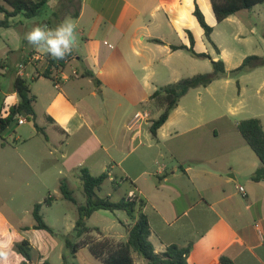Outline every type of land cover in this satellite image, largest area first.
I'll return each mask as SVG.
<instances>
[{
	"label": "crops",
	"instance_id": "crops-1",
	"mask_svg": "<svg viewBox=\"0 0 264 264\" xmlns=\"http://www.w3.org/2000/svg\"><path fill=\"white\" fill-rule=\"evenodd\" d=\"M62 1L52 13L53 28L66 15L71 16L77 25V46L64 67L50 70L51 78L42 76L46 62H29L33 54L47 53L24 39L31 27L50 21L18 16L14 22L19 24L0 28V118L7 117L9 108L17 104L13 83L23 77L30 81L31 94L36 97L35 123L43 131L38 132L34 124L29 127L23 116L24 123L14 121L15 143L24 148L36 142L19 160L31 170L32 157L40 163L50 162L58 175H63L57 178L58 183L68 178L78 180V170L85 168L95 176L106 172L109 177L103 184L117 189L126 184L121 198L133 195L141 201L137 210L147 217L149 241L157 254L176 245L190 247L189 264H220L221 256L234 264H264V181H252L260 163L237 130V123L249 118L259 119L264 128V94L260 93L264 81L245 98L259 70L236 78L235 102L225 101V93L221 102L218 96L210 95L216 80L205 88L193 89L196 100L183 104L190 90L156 135L149 131L150 95L182 79L179 65L170 58L184 50L173 51L170 46L189 47V31L194 51L208 54L211 43L193 15L195 2L212 27L210 40L215 46L212 38L216 27L232 20L237 31L234 38L241 37L250 24L249 11L217 23L209 0H77L73 11L65 9ZM251 10L264 21V2ZM251 31L264 45L253 26ZM216 48L213 59L222 56L223 50ZM67 68L71 72H66ZM86 72L95 76L98 85L85 76ZM153 109L159 115L160 111ZM138 111H147L149 120L135 121L133 115ZM105 196L112 199L110 194ZM136 218L134 214L131 222L125 219L124 232L93 228L97 230L89 235L96 233L97 240L125 241ZM16 223L0 211V253L4 254L0 264L24 261L14 250L17 240L9 237L11 232L33 249L16 230ZM33 225L23 230L34 232ZM75 256H68L64 263L61 255V264L73 262ZM44 263L50 264L33 258L30 262Z\"/></svg>",
	"mask_w": 264,
	"mask_h": 264
},
{
	"label": "trees",
	"instance_id": "trees-1",
	"mask_svg": "<svg viewBox=\"0 0 264 264\" xmlns=\"http://www.w3.org/2000/svg\"><path fill=\"white\" fill-rule=\"evenodd\" d=\"M48 0H0V13L3 18L0 19V28H10L19 24L14 22L18 16L21 19H33L38 17L47 6ZM212 12L217 23L223 22L228 17L237 14L243 10H250L253 7L260 5L264 0H209ZM193 15L204 32V36L211 43L216 53L218 49L211 42L210 35L212 27L209 26L204 16L195 2ZM190 46L178 45L170 46L171 50H184L194 57L209 58L205 53H196L193 49L194 39L188 31ZM159 43V40H154ZM48 55V54H47ZM73 56L71 53L66 59L54 60L51 57L47 59V69L42 74L43 77L51 78V69H59L65 66L66 62ZM210 59V58H209ZM212 72L199 73L190 77L182 78L174 83L159 87L149 97L148 103L153 108L160 111L158 117L151 121L149 128L152 136L156 135L157 130L166 122L170 113L178 106L180 99L185 96L190 90L205 88L216 80H220L230 75L236 79L241 74L247 73L258 67L264 66V56H248L243 59L241 64L233 70L227 72L225 64L221 59H210ZM86 77L92 79L94 84L98 85L99 81L91 72L85 73ZM13 90L18 96L17 104L9 108L7 117L0 118V133L6 130L12 122L18 117L23 116L28 121H33L34 128L43 133L42 129L35 123L34 103L36 97L31 94L30 81L23 77H17L13 83ZM237 130L245 140L247 145L255 153L259 160V167L251 175L252 181H264V128L261 121L257 118H249L240 120L237 123ZM106 172L97 176L92 175L87 169L78 170V180L82 185L84 203L77 204L73 195V191L69 189L65 180L60 181L59 190L62 198L74 204L77 208V219L74 224L73 231L75 238L80 240L83 236L89 235L90 232L97 229H91L86 226V221L94 212L105 210L111 213L123 211L128 217L133 219V215L137 214L134 223L130 225L127 238L125 241L114 242L109 239L97 241H65V246L68 250L67 255H62V260L65 263L68 256L74 257L79 249L88 247L94 258L102 264H136L133 254H136L143 261L142 264H189L187 261L190 247L181 248L176 245L168 246L163 253L157 254L154 252L153 246L149 241L150 227L145 214L140 213L137 208L141 205V201L131 195L122 197L118 201H112L110 196L100 197L97 191L100 190L103 183L108 179ZM52 197H48L45 201L50 205ZM41 204H35L32 210V218L34 220L33 229L52 232V229L44 222L43 216L40 213ZM14 250L20 254L24 261L22 264H30L32 247L28 241L23 240L15 243ZM220 264H234L230 259L221 256ZM47 264V263H44Z\"/></svg>",
	"mask_w": 264,
	"mask_h": 264
},
{
	"label": "rangeland",
	"instance_id": "rangeland-1",
	"mask_svg": "<svg viewBox=\"0 0 264 264\" xmlns=\"http://www.w3.org/2000/svg\"><path fill=\"white\" fill-rule=\"evenodd\" d=\"M62 0H49V4L45 7L44 11L38 16L40 21L47 20L50 24L47 26L53 28L55 26V19L52 13ZM63 0L62 4L65 9L75 10L77 6V0ZM56 6V7H55ZM254 8V7H253ZM252 8V9H253ZM250 13V19L246 29L242 31V36L234 38V34L237 32L232 20L226 21L216 27L213 34V42L216 46H220L223 50L222 56L217 59V53L212 45H207L208 56L212 60L221 59L224 61L226 71L229 72L238 67L244 58L252 55L264 56V45L260 42L259 37L251 31L253 26L259 36L264 39V21L258 19L256 11L246 10ZM73 18L69 15L65 16V19ZM238 18V17H236ZM235 18V19H236ZM43 19V20H42ZM235 21V20H234ZM80 41V40H79ZM154 47V46H152ZM157 50H155L156 52ZM209 58L194 57L189 53L182 51L180 54H176L170 60L180 67L181 78H186L199 73L212 72V66ZM45 62V61H44ZM70 68L66 69V72H71ZM258 71L255 79H252V83L248 85L245 94L247 99L248 95H252L259 87L258 82L264 81V66L255 68ZM262 72L263 75L260 74ZM232 79L230 75L223 78V80L217 81L213 84V90L210 95L218 96L222 98L225 93V101L229 102L232 99H237L236 79ZM241 85H245V80H242ZM202 91L200 90L199 93ZM204 93V92H203ZM261 94H264V84L260 90ZM196 90H193L187 98L183 101V104L191 103L196 100ZM208 97V96H205ZM223 101L220 100V102ZM155 109L152 108L151 115L152 120L156 119L158 115L155 113ZM246 115H241V118H245ZM33 122L29 121V127H32ZM17 123L12 122L10 126L0 133V211L8 215L9 220L12 222L16 220V230L24 235L29 240L33 249L31 251V258L39 259L41 262L47 261L50 264H61V255H67L68 250L65 246V241L68 239L71 242L77 241H97L96 233L92 235L83 236L80 240L75 238V232L73 231L74 223L77 219V208L71 202L62 198L59 190L57 178L63 175H58L55 167L50 162L31 158L32 170L24 165L19 156L25 152L33 150V146L36 142H32L29 147H21L20 143H15L14 129H16ZM43 139V138H42ZM44 143L43 140H41ZM3 145L1 146V144ZM49 158V155L47 157ZM66 183L70 190L73 191V195L77 201V204L84 203V196L82 192V185L76 179H67ZM125 185H122L120 189L111 187L110 184H103L99 191L98 196L105 197L106 194L112 196V201H118L124 191ZM52 197V202L47 205L45 201L48 197ZM35 204H41L40 213L43 216L44 222L52 229V232H46L44 230H35L34 232L25 231L23 227L33 223L32 210ZM125 219L131 222L133 219L128 217L123 211H116L111 213L109 211L100 210L92 214V216L86 221V226L93 229L98 228L101 231H121L124 232L126 224ZM122 222V224L120 223ZM22 231V232H21ZM11 239H16L17 243L21 242L14 236V232L9 235ZM39 255V257H38ZM133 258L136 264H141V259L133 254ZM68 264H102L96 258L93 257L88 248L79 249L73 262Z\"/></svg>",
	"mask_w": 264,
	"mask_h": 264
},
{
	"label": "clouds",
	"instance_id": "clouds-1",
	"mask_svg": "<svg viewBox=\"0 0 264 264\" xmlns=\"http://www.w3.org/2000/svg\"><path fill=\"white\" fill-rule=\"evenodd\" d=\"M77 25L70 18L65 19L55 28L47 25L31 27L24 39L31 46L47 53L54 60H63L69 56L77 46ZM0 255H4L0 253Z\"/></svg>",
	"mask_w": 264,
	"mask_h": 264
},
{
	"label": "built area",
	"instance_id": "built-area-1",
	"mask_svg": "<svg viewBox=\"0 0 264 264\" xmlns=\"http://www.w3.org/2000/svg\"><path fill=\"white\" fill-rule=\"evenodd\" d=\"M48 58H50V56L47 55V54H37V53H35V54H33L32 57L29 59V62H31V63H37L38 61H45V62L47 63V59H48ZM23 67H24V63H22V64L19 65V69H20V71H22ZM149 117H150V114H149L147 111H138V112H136V113L133 115V119H134L135 121H148V120H149ZM17 122H18V124H22V123L25 122V119L19 117V118L17 119ZM238 189H239V191H240L241 193H244V190H243L242 187H238Z\"/></svg>",
	"mask_w": 264,
	"mask_h": 264
}]
</instances>
